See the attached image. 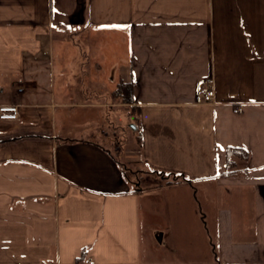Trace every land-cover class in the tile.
<instances>
[{"label": "crops", "instance_id": "0c3cea01", "mask_svg": "<svg viewBox=\"0 0 264 264\" xmlns=\"http://www.w3.org/2000/svg\"><path fill=\"white\" fill-rule=\"evenodd\" d=\"M89 65L107 99L84 87ZM119 82L134 125L115 153L87 127L119 106ZM13 105L0 264H264V0H0V107ZM122 156L186 180L138 187Z\"/></svg>", "mask_w": 264, "mask_h": 264}, {"label": "rangeland", "instance_id": "374dc122", "mask_svg": "<svg viewBox=\"0 0 264 264\" xmlns=\"http://www.w3.org/2000/svg\"><path fill=\"white\" fill-rule=\"evenodd\" d=\"M75 46H76L75 48H78L79 51H81V49H82V43L81 42L80 43L79 42L75 43ZM78 60L79 59L74 58L73 59V63L74 64L78 63ZM94 72L95 73L97 72V67H93V66L89 65V68H88L87 71L84 72V75H86V78H88V80L90 78H93V79L90 82H88V85L84 84V87L87 88V90L88 89L89 90L90 89H95L96 91H98L97 94L102 92V94L101 93L99 94V97L102 96V98L107 99L108 96L105 94L107 92V90L105 92H103L102 91L103 90L102 85L95 84L97 77L94 78L92 76V73H94ZM105 87L108 88L107 85H105ZM94 97H96V96H94ZM111 102L112 103H116L119 106H114V107L110 106L109 109L102 108V112L105 115L102 118V121H101L102 123H100V124H98L96 126L94 123L88 122L89 125H88L87 128H89L91 131H92V129H94V130L96 129L97 132H98V130L106 132V134H104V136H102V138H103V140L106 139L105 140V144L108 145V147H109L108 149H110L111 152H115L116 153V149L117 150L118 149L122 150V148L118 147V148L115 149L114 148L115 145H114V142H113L114 140L113 139H116L118 141L120 139H122L123 140L122 141V144H123L122 147L126 146V145L128 147H130L129 146V141L131 140V136H132L131 134L133 133L132 126L134 125V121H132V118L127 116V114H126V112L124 110L120 109V108L125 109V107H127V109H129L130 108L129 107L130 104L127 105L126 103H123L120 106L119 103H122V102H120L119 99L112 98V97H111L110 100L106 101V103H111ZM75 124H77V123H75ZM84 134L87 135L88 133L84 132ZM128 151H129V149H128ZM128 156L130 157L131 154H129ZM121 160L122 161H120V162L123 163L126 168L127 167L129 168V170L127 171L129 176L135 175V174H132V171H137V170L141 171L140 173H138L136 180H134V185H137L138 187H142V186L146 187L147 185H150L152 182H156V180L157 181H161L162 178H165V177H162V176H157L158 178L155 179V177L149 175V172L143 167L142 164L140 165V164L135 163V162H128L127 161L128 159H126L123 156H122ZM138 178H139L140 183L138 182ZM135 183H137V184H135ZM170 196H166V195L162 194V195L157 196V197H158V199H160V201L165 203L166 201L169 200ZM172 198H173L172 200H177L174 197H172ZM199 200L201 201V206L202 207H205L206 202L210 203L209 200H207L205 202V199L203 197H201V196H200ZM174 203H176V202L174 201ZM180 210H182V209H180ZM177 212H179V211H178V209L175 208L173 213L171 211V215H170V216L173 217V221H174V224H175L176 227L181 225V223L186 220V218H185V220L184 219L181 220V217L177 216ZM243 239H245V238H243ZM252 239L253 238H251V240Z\"/></svg>", "mask_w": 264, "mask_h": 264}, {"label": "trees", "instance_id": "16d2710c", "mask_svg": "<svg viewBox=\"0 0 264 264\" xmlns=\"http://www.w3.org/2000/svg\"><path fill=\"white\" fill-rule=\"evenodd\" d=\"M131 91H132V86L130 83L119 82L117 84L116 88L110 92V94L112 95L113 98L119 99L120 102L130 104V103H132ZM238 154H239V156L242 154L241 149L239 147L238 148H232V147L227 148V158L231 157L232 155H238ZM227 165L229 167L231 166V161L229 160V158L227 160ZM122 170H123V177H125L127 180H129V182L131 184H134V180H136L138 173L141 172L139 170L132 171V174H135V175L129 176L127 173L129 168L128 167L126 168L124 164L122 165ZM147 171L153 175L167 177V178L171 177V178H173V180L170 179L171 182H174V181L178 182V181L186 180L184 175L182 176V175L170 174V173L167 174V173H164L161 171H157L156 169L155 170L147 169ZM134 176H136L135 179L133 178ZM138 182L140 183L139 178H138ZM135 184H137V183H135Z\"/></svg>", "mask_w": 264, "mask_h": 264}, {"label": "built area", "instance_id": "2783aa9c", "mask_svg": "<svg viewBox=\"0 0 264 264\" xmlns=\"http://www.w3.org/2000/svg\"><path fill=\"white\" fill-rule=\"evenodd\" d=\"M200 95L202 97L203 102L212 103L214 102V91L209 87H204L199 89ZM17 107L15 105L11 107H0V117L2 119H14L17 117L18 112H16ZM241 107L236 106L234 112L240 111ZM87 263L90 264V260H87Z\"/></svg>", "mask_w": 264, "mask_h": 264}]
</instances>
